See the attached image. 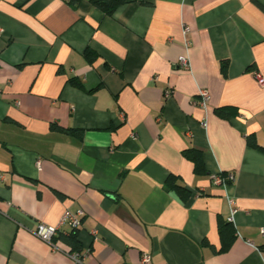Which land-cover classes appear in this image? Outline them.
Here are the masks:
<instances>
[{
    "label": "crops",
    "instance_id": "crops-1",
    "mask_svg": "<svg viewBox=\"0 0 264 264\" xmlns=\"http://www.w3.org/2000/svg\"><path fill=\"white\" fill-rule=\"evenodd\" d=\"M124 1L0 0V264H264V0ZM66 211L80 263L33 234Z\"/></svg>",
    "mask_w": 264,
    "mask_h": 264
},
{
    "label": "trees",
    "instance_id": "trees-1",
    "mask_svg": "<svg viewBox=\"0 0 264 264\" xmlns=\"http://www.w3.org/2000/svg\"><path fill=\"white\" fill-rule=\"evenodd\" d=\"M73 4H77L80 0H69ZM94 5L102 10L105 14L107 15H112L114 11L123 3H125L124 0H92ZM84 58L88 62H92L94 59V54L91 50H86L84 52ZM223 70H225V67H223ZM72 84H74L76 87H81V84L78 83L76 80L71 81ZM215 113L222 117V118H229V116L235 114L236 112L230 108V107H224V108H219L215 110ZM66 133H73V130H68V129H62ZM247 144L250 147H255V148H260L257 147V144L255 142V139L253 136L247 137ZM262 149V148H260ZM183 155L185 156L186 159L190 160L193 165H194V173L197 177L199 176H205L207 175V171L205 169L204 161H203V156L200 151L194 150V149H187L183 152ZM221 177L224 179L225 174H221ZM167 188L170 191H174L177 193L183 200H185L188 195L189 191L183 188L182 186L177 184V178L170 176L167 181ZM220 235L222 238H226V236H229L230 241L227 243L225 242V247H223V250H226L232 241L234 237V231L232 228V224L229 222L221 223L220 224ZM63 240L70 246L71 252H80L81 251V246L80 243L77 239V232L74 230H71L66 236L63 237Z\"/></svg>",
    "mask_w": 264,
    "mask_h": 264
},
{
    "label": "built area",
    "instance_id": "built-area-1",
    "mask_svg": "<svg viewBox=\"0 0 264 264\" xmlns=\"http://www.w3.org/2000/svg\"><path fill=\"white\" fill-rule=\"evenodd\" d=\"M184 33H189V29H185ZM177 68L181 70H189V60L185 56H181L178 59L177 62ZM255 76L257 78V81L260 85H264V79L260 73H255ZM168 96L169 93H166ZM200 105L205 106L207 103V100L209 98V95L207 91L203 90L200 92ZM204 127L206 126V123L202 124ZM37 164H40L38 161ZM224 180L221 175H214L211 177V181L214 185H222L224 183ZM233 180V175H227L225 181H231ZM231 205H233V201H230ZM236 212V209H232L231 216L227 219V222L232 223L233 222V214ZM83 213L79 211L76 214H73L69 211H66L63 215L62 220L57 226H48L42 223H39L35 230L33 231V234L40 239L41 241L45 242L47 245L51 247L54 251H60L58 245L55 242V238L57 237L58 233L61 231V229L64 226H67L71 230L78 231L81 227V218ZM262 237L264 238V228L261 229ZM256 250L264 257V244L260 247H256ZM66 254L68 257H70L73 261L80 263L83 259V254L81 252H67ZM150 263V257L148 255H143L141 259V264H149Z\"/></svg>",
    "mask_w": 264,
    "mask_h": 264
}]
</instances>
